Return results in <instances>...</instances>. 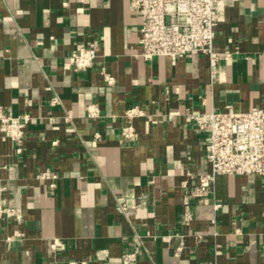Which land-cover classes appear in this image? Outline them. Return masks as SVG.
Here are the masks:
<instances>
[{
	"label": "crops",
	"instance_id": "0c3cea01",
	"mask_svg": "<svg viewBox=\"0 0 264 264\" xmlns=\"http://www.w3.org/2000/svg\"><path fill=\"white\" fill-rule=\"evenodd\" d=\"M220 3L212 80L204 54L142 56L130 0H0V106L30 116L20 140L0 132V264H264V174L218 175L183 212L181 180L209 169L186 113L264 108V0ZM88 42L95 63L74 71Z\"/></svg>",
	"mask_w": 264,
	"mask_h": 264
},
{
	"label": "built area",
	"instance_id": "2783aa9c",
	"mask_svg": "<svg viewBox=\"0 0 264 264\" xmlns=\"http://www.w3.org/2000/svg\"><path fill=\"white\" fill-rule=\"evenodd\" d=\"M130 7L141 16L139 42L142 56L165 55L175 59L204 54L208 58L210 77L214 80L220 58L214 44L216 26L221 19L220 0H130ZM98 49L96 42H88L73 50L70 53L71 68L79 71L92 67ZM224 53L226 58L230 56L229 52ZM101 74L107 84L114 82V77L105 69H101ZM56 100L57 97H54L52 102ZM85 112L89 118L100 115L95 102L88 103ZM140 114L134 106L125 110L127 122L121 127V135L126 142L138 137L133 119ZM65 119H70V114ZM185 119L194 120L198 128L206 133L204 154L209 164L205 172H187L180 182L185 200L183 212L189 218L192 215L191 203L208 196L218 175L264 174V108L188 112ZM29 120L28 114L7 115L0 106V132L12 140L21 139ZM41 177L50 180L49 186L52 187L57 174L46 169ZM139 204H143V200L138 204H128L118 199L115 209L127 216ZM135 254L136 250L125 253L123 263L132 262Z\"/></svg>",
	"mask_w": 264,
	"mask_h": 264
}]
</instances>
